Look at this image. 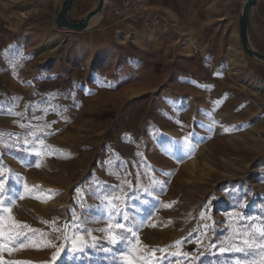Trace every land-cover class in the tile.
I'll return each instance as SVG.
<instances>
[{
	"label": "rangeland",
	"instance_id": "1",
	"mask_svg": "<svg viewBox=\"0 0 264 264\" xmlns=\"http://www.w3.org/2000/svg\"><path fill=\"white\" fill-rule=\"evenodd\" d=\"M115 5L104 1L97 23L74 30L58 24L52 0H0V180L28 186L12 214L39 230L0 261L60 264L64 252L52 261L57 249L40 245L66 251L53 228L74 212L97 237L78 264H119L114 248L101 251L112 247L98 231L108 215L93 195L113 186L142 222L134 246L145 255L235 264L240 254L219 251L238 243L230 214L264 216V60L246 49L241 17L227 7L190 23L175 18L170 30L168 21L146 29L118 20ZM97 7L71 6L67 20ZM34 150L42 154H27Z\"/></svg>",
	"mask_w": 264,
	"mask_h": 264
},
{
	"label": "snow or ice",
	"instance_id": "2",
	"mask_svg": "<svg viewBox=\"0 0 264 264\" xmlns=\"http://www.w3.org/2000/svg\"><path fill=\"white\" fill-rule=\"evenodd\" d=\"M188 139V137H185L186 141ZM25 143H28L27 139ZM39 144L47 149L48 154H54L55 149L45 145L43 140H39ZM27 154L39 156L42 153L34 150ZM36 166L39 167L40 164L36 163ZM24 191L31 192L26 184H21L19 188L10 186L6 189L4 187V181L0 180V252L7 250L11 253L16 248L25 247L26 244L34 239V234L39 231L32 229L27 224L16 221L12 214V208L15 206L16 200L25 198L22 194ZM47 191L51 192V190ZM74 191H78V189ZM93 195L97 196V198H102L106 204L108 215L107 227L98 229V231L105 233V237L112 247L102 248L101 251L112 252L114 248V255L118 254L119 264H162L163 261L169 259V255L177 257L182 254L180 252H173L169 253V255L156 257V251L165 252L166 250L153 249L150 255H145L143 251L134 246L139 244L138 232L140 227L143 226L142 222L136 223L130 218L128 211H126L124 198L114 195L113 186L99 188L93 192ZM144 203L147 204L148 201H144ZM167 206L171 207L170 204ZM239 207H247V205L240 204ZM230 216L232 217V224L235 225L233 227V233L238 238V243L234 240L227 248L220 247L219 251L221 253L228 251L240 254L237 256L235 264H264V216L243 215L238 211H234ZM117 217L121 221L127 222V224L124 222H116ZM77 221H79V218L73 212V221L71 224L66 223L63 226V230L53 228L55 232L63 231L64 234L55 239L62 238L68 242L66 251L64 244L57 245L52 241H46L40 245L57 249L52 256V261H56L60 257L61 252H64V258L60 261V264H78L80 258L86 254V249L96 247L95 242L97 237L92 234V231L82 229L81 225L84 221ZM42 222L48 223L47 221ZM25 229H27V232L24 231ZM69 229L72 231L71 236L66 235ZM29 232L33 233V235H28ZM85 234L91 240L86 239ZM181 243V241H177L176 245H180ZM8 245H11V247H8ZM144 247L147 248L146 245ZM183 255L187 256V254ZM0 264H8V262L0 261ZM15 264H27V262H15ZM175 264H179V261H176Z\"/></svg>",
	"mask_w": 264,
	"mask_h": 264
},
{
	"label": "crops",
	"instance_id": "3",
	"mask_svg": "<svg viewBox=\"0 0 264 264\" xmlns=\"http://www.w3.org/2000/svg\"><path fill=\"white\" fill-rule=\"evenodd\" d=\"M65 1L66 0H52V3L55 7L62 8ZM110 1L112 0H105V3H109ZM245 1L246 0H154L157 8L161 10L165 16L166 21L176 22V19H178L183 24L195 21L198 16H202L221 6L227 7L231 12L233 20H237L242 15ZM115 2L117 4L119 0H115ZM98 4L99 0H75L71 6H75L77 10L85 8L92 9L93 7H97ZM102 14L103 12L93 18L95 23L99 21ZM134 22L135 21H133V23ZM247 36L249 43L260 53L264 54V0H254L250 6L247 17Z\"/></svg>",
	"mask_w": 264,
	"mask_h": 264
},
{
	"label": "built area",
	"instance_id": "4",
	"mask_svg": "<svg viewBox=\"0 0 264 264\" xmlns=\"http://www.w3.org/2000/svg\"><path fill=\"white\" fill-rule=\"evenodd\" d=\"M113 16L118 20L138 19L146 29L158 28L166 22L154 0H119L113 10ZM168 25L170 30L178 26L175 21H170Z\"/></svg>",
	"mask_w": 264,
	"mask_h": 264
},
{
	"label": "water",
	"instance_id": "5",
	"mask_svg": "<svg viewBox=\"0 0 264 264\" xmlns=\"http://www.w3.org/2000/svg\"><path fill=\"white\" fill-rule=\"evenodd\" d=\"M74 1L75 0H66L65 1L64 5L61 8L59 16H58V24L61 26L68 27L70 29L82 30L83 28H85L86 22L89 21L92 17H94L93 15H95L101 11V9L103 8L105 0H99V4H98V7L95 10V12L89 14L82 21H80L78 23H72V22H69L67 20V12L69 11V8ZM253 1L254 0H246V2L244 4V8H243V13L241 15L240 36H241V40H242L243 44L246 46V49H248L247 45L249 44L248 43V36H247V17H248L250 6L253 3ZM250 52L254 53L257 57L264 60L263 54H260L258 52H253V51H250Z\"/></svg>",
	"mask_w": 264,
	"mask_h": 264
},
{
	"label": "bare ground",
	"instance_id": "6",
	"mask_svg": "<svg viewBox=\"0 0 264 264\" xmlns=\"http://www.w3.org/2000/svg\"><path fill=\"white\" fill-rule=\"evenodd\" d=\"M245 2H246V1H245ZM100 13H101V12H100ZM242 13H243V10H242ZM94 17H95V16H94ZM94 17H92L91 19H93ZM91 19H90V20H91ZM90 20H89V21H90ZM87 25H88V24H87ZM248 43H249V39H248ZM249 44H250V43H249Z\"/></svg>",
	"mask_w": 264,
	"mask_h": 264
}]
</instances>
